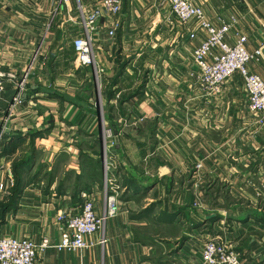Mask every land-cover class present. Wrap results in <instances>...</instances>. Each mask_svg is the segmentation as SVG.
<instances>
[{
    "label": "crops",
    "instance_id": "1",
    "mask_svg": "<svg viewBox=\"0 0 264 264\" xmlns=\"http://www.w3.org/2000/svg\"><path fill=\"white\" fill-rule=\"evenodd\" d=\"M77 1L94 3L0 0V235L57 241L63 228L54 217L79 211L81 193L100 213L102 130L110 127L118 130L119 211L105 223L104 244L49 248L34 264H201L209 238L243 264H264V130L241 77L217 94L202 89L192 53L204 32L159 0H122L115 35L100 19L93 63L78 64ZM196 2L214 25L237 15L229 42L237 31L249 50L264 46V0ZM30 64L22 100L11 105Z\"/></svg>",
    "mask_w": 264,
    "mask_h": 264
},
{
    "label": "built area",
    "instance_id": "2",
    "mask_svg": "<svg viewBox=\"0 0 264 264\" xmlns=\"http://www.w3.org/2000/svg\"><path fill=\"white\" fill-rule=\"evenodd\" d=\"M65 2L68 0H64ZM169 7L175 18L181 23L192 22L194 29H200L204 36L193 49V62L197 68V79L200 87L209 94L220 92L223 83L234 74L242 79L243 89L247 99L248 110L256 115L257 127L264 130V79L249 69L250 63H257L263 59V47L247 48V36L234 31L232 41L228 35L233 32L237 23V15L231 13L220 19L219 25H214L205 16L203 7L196 0H159ZM122 0H94L87 9L77 1L80 13V23L85 34L75 37L72 46L78 64L93 63L91 33L97 22L102 19L106 24V35L112 37L120 27L118 15L121 11ZM189 33V38L195 36V30ZM31 64L15 81V92L10 101L11 105L21 102L26 88ZM3 81L0 80V92ZM120 93H116L114 100L118 101ZM2 132H0L1 137ZM117 136L110 127L102 130V167H103V195L104 206L100 213L94 210L92 199L86 193H81L82 203L75 213L60 211L56 213L54 221L62 226V232L57 241L44 236L35 242L29 238H17L11 235H0V264H34L44 252L53 248L56 251H72L89 248L95 244H104V227L107 219L117 215L119 211L117 183L113 171L116 159L112 148ZM99 234L97 241L88 239L93 234ZM201 264H243L235 251L216 238L207 239L201 247Z\"/></svg>",
    "mask_w": 264,
    "mask_h": 264
},
{
    "label": "trees",
    "instance_id": "3",
    "mask_svg": "<svg viewBox=\"0 0 264 264\" xmlns=\"http://www.w3.org/2000/svg\"><path fill=\"white\" fill-rule=\"evenodd\" d=\"M122 99H123L122 97H119L118 104H120V102L122 101ZM112 130L115 132L116 135H118V130L116 128L115 129H112ZM22 166H23V163H21V168H22Z\"/></svg>",
    "mask_w": 264,
    "mask_h": 264
},
{
    "label": "rangeland",
    "instance_id": "4",
    "mask_svg": "<svg viewBox=\"0 0 264 264\" xmlns=\"http://www.w3.org/2000/svg\"><path fill=\"white\" fill-rule=\"evenodd\" d=\"M263 64L262 63H260V62H257V63H255V65L254 66H256V67H262L263 69H264V67L262 66ZM257 73H258V71H257ZM260 75V74H259ZM261 77H264V75L262 76V74L260 75ZM264 79V78H263ZM3 90V89H2ZM101 98V97H100ZM98 100L100 101V99L98 98Z\"/></svg>",
    "mask_w": 264,
    "mask_h": 264
},
{
    "label": "water",
    "instance_id": "5",
    "mask_svg": "<svg viewBox=\"0 0 264 264\" xmlns=\"http://www.w3.org/2000/svg\"><path fill=\"white\" fill-rule=\"evenodd\" d=\"M117 140V137L115 136V141Z\"/></svg>",
    "mask_w": 264,
    "mask_h": 264
}]
</instances>
